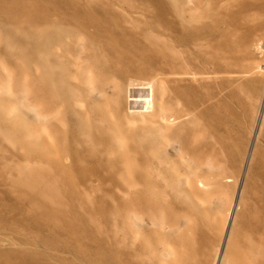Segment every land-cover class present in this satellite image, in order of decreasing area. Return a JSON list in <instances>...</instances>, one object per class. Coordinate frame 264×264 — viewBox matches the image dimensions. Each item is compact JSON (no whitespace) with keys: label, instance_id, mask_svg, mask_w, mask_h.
I'll use <instances>...</instances> for the list:
<instances>
[{"label":"bare ground","instance_id":"obj_1","mask_svg":"<svg viewBox=\"0 0 264 264\" xmlns=\"http://www.w3.org/2000/svg\"><path fill=\"white\" fill-rule=\"evenodd\" d=\"M236 1L226 30L216 1L0 0V264H264V89L221 54L261 53L264 0Z\"/></svg>","mask_w":264,"mask_h":264},{"label":"rangeland","instance_id":"obj_2","mask_svg":"<svg viewBox=\"0 0 264 264\" xmlns=\"http://www.w3.org/2000/svg\"><path fill=\"white\" fill-rule=\"evenodd\" d=\"M187 1H216L217 2V23L219 24L220 28L222 29H232L234 23L236 20H238V16H243V14H252L253 10H245L238 5V1L236 0H187ZM114 7L118 8L120 5L118 1H110ZM207 5V3H205ZM104 11L106 10L104 7H102ZM264 17V15H263ZM254 19V21H253ZM256 17L252 16L249 19H245L241 23V28L238 31H232L230 36L231 43L237 39L236 32H243L245 29H249L256 23ZM250 22V23H249ZM66 27H75V24L72 22L65 23ZM264 31V29H263ZM2 32L4 33V40L1 42V47L5 48L7 47L8 43L10 41H14V37L12 34H10L8 31L2 28ZM264 37V34H263ZM254 38V37H253ZM264 48V44L263 47ZM263 51V52H262ZM221 54L226 56L228 64L233 69V73L239 81L241 79H246L247 77L253 79V95L256 100H258L259 96L262 94V90L264 89V49L261 50V53L256 54H245L244 50L242 48L235 49L232 46L228 47V49H225L224 51H221ZM68 60L67 58H62L60 61ZM69 61V60H68ZM261 63L260 65L262 68L256 72L253 70L256 68V64ZM256 62V64H255ZM71 68L65 69L63 66L59 64V62L55 65V71L54 76L57 78H60L62 76H66L68 82L71 85H78V90L75 89L74 95L76 96L75 103H69L68 101H62V106L65 109L66 107H71L73 109V119H74V128L71 126L70 120L68 118H64L65 124L71 129V131H74V133L68 134L69 141L75 146L76 150L80 153V155L83 156V160L86 163H91V156L88 155V149L91 147L90 142L83 138H79L76 136V129L79 128V120L80 117L82 120L86 121L87 119H93L97 114V108L94 104H92V101L97 100L98 98L95 97L97 94L96 88L97 83L91 82V77L93 75L92 70L86 66L79 70V77L75 75L74 73V66L71 61ZM255 65H254V64ZM253 64V65H252ZM255 66V68H254ZM253 69V70H252ZM255 83V84H254ZM204 90V89H202ZM107 169V168H105ZM220 233L218 227L216 228V240H215V246L218 244V242H221V236L218 235ZM162 243L159 242L157 244V252L160 251V248L162 249ZM160 263L161 264H167L169 256L167 253L163 255V257H160Z\"/></svg>","mask_w":264,"mask_h":264}]
</instances>
